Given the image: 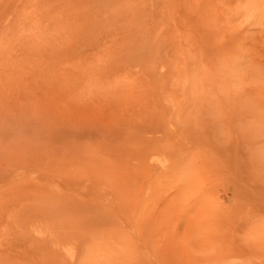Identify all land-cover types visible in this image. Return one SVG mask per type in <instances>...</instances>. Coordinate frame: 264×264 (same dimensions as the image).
<instances>
[{
	"label": "rangeland",
	"instance_id": "rangeland-1",
	"mask_svg": "<svg viewBox=\"0 0 264 264\" xmlns=\"http://www.w3.org/2000/svg\"><path fill=\"white\" fill-rule=\"evenodd\" d=\"M0 264H264V0H0Z\"/></svg>",
	"mask_w": 264,
	"mask_h": 264
}]
</instances>
